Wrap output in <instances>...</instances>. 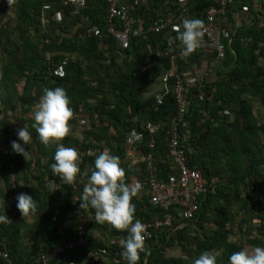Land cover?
<instances>
[{
    "label": "trees",
    "instance_id": "1",
    "mask_svg": "<svg viewBox=\"0 0 264 264\" xmlns=\"http://www.w3.org/2000/svg\"><path fill=\"white\" fill-rule=\"evenodd\" d=\"M183 1L189 9L184 19H200L204 25L207 11L219 5V0L129 3V13L141 34L131 36L124 49L109 33L107 0H90L77 16L72 15L74 7L61 0H0V176L12 199L9 209L7 203L5 207L10 221L0 223V249L8 254V259L0 256V264H10L9 260L33 264L40 255L74 243L78 237L75 210L80 208L87 178L74 181L75 190L51 170L57 142L44 145L31 127L44 88L66 90L74 111L71 124L81 126L87 117L90 127L79 137L71 134L59 142L79 151L81 169L90 168L107 149L119 157L127 184H132L133 177L143 183V192L133 199L135 216L142 223L164 218L148 194L146 163L139 167L127 163L126 140L147 123H161L156 148L143 146L142 152L154 155L160 180L174 173L163 161L168 154L170 123L178 111L177 76L184 77L195 64L214 58L199 50L179 57L174 64L156 57L159 50L176 54L182 50L178 33H154L150 27L169 13L178 17ZM56 12H62V21L55 20ZM182 20L177 21L179 25ZM220 22V28L227 27L231 35L230 40H223L226 57L211 79H198L193 86V103L186 118L190 121L198 104H204L209 113L228 111L232 118L218 116L201 131L181 127L190 165L214 181L213 187L200 196L201 209L194 219L185 220L174 211L173 227L153 232L137 264H192L204 251L218 253L217 264H228L233 252L264 247V0H233ZM90 28L99 29L101 37L87 36L85 31ZM118 28L123 30V24L118 22ZM169 40L174 41L171 47ZM64 62L66 74L61 78L54 69ZM172 67L174 76L163 83ZM155 85L163 93L162 105L157 104ZM197 94H204V100L199 101ZM17 126L27 127L31 135L30 144L24 146L30 152L28 160L11 148L17 140ZM2 148L9 149L8 155ZM73 191L78 196L76 204ZM20 193L36 200V216L22 217L16 208ZM0 202H6L2 190ZM54 205L58 206L56 221L52 220ZM82 211L94 215L91 208ZM87 228L84 244L64 251L55 264H95L90 253L103 250L108 253L105 264H116L115 255L123 251L121 241L127 232L108 223L93 222ZM175 248L183 254L172 253ZM119 264L127 261L123 258Z\"/></svg>",
    "mask_w": 264,
    "mask_h": 264
},
{
    "label": "built area",
    "instance_id": "2",
    "mask_svg": "<svg viewBox=\"0 0 264 264\" xmlns=\"http://www.w3.org/2000/svg\"><path fill=\"white\" fill-rule=\"evenodd\" d=\"M74 7L72 13L73 16L81 14V11L87 6L90 0H61ZM130 1V2H129ZM107 0L108 4V21H109V33L114 36L116 41L124 49L129 47L131 36H139L141 30L135 27V20L129 13L130 5L133 3L134 6L140 4V0ZM233 0H219V5L210 8L206 13V24L204 35L201 38L200 46L197 50L206 51L214 56L209 61V71H219L220 62L226 57L224 39H231L230 30L227 27L219 26V23L226 16V12L230 3ZM182 12L176 17L174 14L169 13L168 15L157 18L150 31L154 33H161L165 30H171L178 33L177 27L178 20H182L188 14L189 9L187 3L182 2ZM46 6L45 9H49ZM63 19L62 12L55 13V20L60 22ZM118 22L124 26L123 30L118 28ZM221 33V38H218V33ZM87 36L95 35L101 37V31L97 28H90L85 31ZM185 55L183 50L179 53H173L171 51H161L156 53L158 59H169L171 63L179 57H185L191 55ZM216 56V57H215ZM67 62L59 65L54 69V74L58 77L63 78L66 74L65 66ZM198 65L195 64L184 77L177 76L176 80V99L178 104L177 115L172 119L170 123V136L168 154L163 163L168 162L171 165V169L174 173L170 174L167 179L160 180L158 178L157 166L155 165L154 155L149 153L144 156V162L146 163L147 180H148V194L151 202L161 211L165 213L164 218L157 219L153 222H144L146 232L148 233L147 238L144 241V245L152 237L154 231H160L163 229H170L174 223V211L181 214L185 220H192L196 217L201 209L202 202L200 201L201 195H206L210 188L213 187L214 181H210L204 173L195 167L190 165L189 158L186 150L183 147V142L186 140V135L181 133V127H188L190 130V122L186 118L189 112V107L193 103L192 88L197 85L198 77L194 73L195 68ZM175 74V69H172L166 74L163 79V83H167L170 78ZM155 98L158 105H162L164 98L163 93L160 90L154 92ZM204 94H197L196 98L199 101L204 100ZM205 111V115H206ZM161 123H147L141 131L131 132L126 140V147L128 151L139 152L143 146L148 147L150 150L156 148V135L161 130ZM140 153V152H139ZM142 181L134 179L132 186L139 185L138 192H143ZM73 188L76 190V185L72 183ZM73 202L76 204L78 201L77 194L73 191L72 194ZM57 205L52 208L55 210V216L52 218L56 221L58 215ZM75 213L79 222L78 237L76 242L69 243L65 246H61L56 250L45 253L37 257L33 264H55L57 263L63 252L67 249L74 250L75 248L84 244L88 228L87 226L95 222L94 215H85L80 208H76ZM107 251L90 253L91 258L95 264H105L107 258ZM0 256L8 259V254L0 249ZM123 259V258H122ZM121 252L116 253L114 262L119 264L121 262ZM10 264H13L9 260ZM75 264V263H71Z\"/></svg>",
    "mask_w": 264,
    "mask_h": 264
},
{
    "label": "clouds",
    "instance_id": "3",
    "mask_svg": "<svg viewBox=\"0 0 264 264\" xmlns=\"http://www.w3.org/2000/svg\"><path fill=\"white\" fill-rule=\"evenodd\" d=\"M204 30L205 25L200 19L182 20L177 27L176 40L185 55L199 48ZM168 43L171 47L174 41L169 40ZM70 104L64 88H44L43 95L35 105L31 127L44 145L57 142L54 163L50 165L53 174H58L67 184L78 178L81 181L87 178L80 208H91L96 223H108L116 230L126 231L127 237L121 241V256L127 264H137L148 236L145 225L135 216L133 199L137 196L139 185L132 186L125 182L126 172L120 165L119 157L112 155L107 149L95 157L90 168L81 169L82 156L79 151L59 143L72 134L73 126L70 122L74 119V111ZM17 140L11 142L13 152L28 160L30 152L24 146L30 144L31 135L27 127L23 126L17 131ZM5 207L6 202H0V209H3L0 211V223L10 221L5 214ZM16 208L23 218L36 216L38 212L36 200L26 193H20L16 197ZM217 256L218 253L204 251L192 264H217ZM228 264H264V247L254 246L251 251L242 249L233 252L228 257Z\"/></svg>",
    "mask_w": 264,
    "mask_h": 264
},
{
    "label": "crops",
    "instance_id": "4",
    "mask_svg": "<svg viewBox=\"0 0 264 264\" xmlns=\"http://www.w3.org/2000/svg\"><path fill=\"white\" fill-rule=\"evenodd\" d=\"M236 21L239 23V18L235 17ZM235 21V22H236ZM230 28H232L233 23L230 22L229 23ZM194 73L196 74V76L199 79H203V78H210L213 76L214 72H210L209 71V61H203L201 64H198V67L195 68ZM158 85H155L154 89L157 91L158 90ZM205 105L204 104H198L197 107L194 110V113L192 115V117L190 118V125H191V129H194L196 131H201L206 125L211 124L212 122H214V120L218 119L219 117H225V118H232L231 114L226 111L224 113H218L217 111H213V113H209L206 112L207 114L205 115ZM218 114V115H217ZM231 116V117H230ZM87 118V117H86ZM81 128H88L90 127L89 124H84V122L81 121ZM77 127V126H76ZM190 129V130H191ZM77 136V134H76ZM4 151L5 155H8L9 153V149L8 148H2ZM140 152V153H139ZM139 152H133V151H128V158H127V163L132 166V167H139L140 164L144 163V154L141 151ZM14 176L11 177V181L13 183V186L15 185V182L13 181ZM134 179H137V177H133V181ZM132 181V182H133ZM4 191V198L6 199V203H7V209H9L10 204L12 202V199L10 197H8L7 191H6V183L4 181V179L0 176V192Z\"/></svg>",
    "mask_w": 264,
    "mask_h": 264
},
{
    "label": "rangeland",
    "instance_id": "5",
    "mask_svg": "<svg viewBox=\"0 0 264 264\" xmlns=\"http://www.w3.org/2000/svg\"><path fill=\"white\" fill-rule=\"evenodd\" d=\"M157 88H159V87H157ZM82 122H84V124H88L87 122H88V120H87V118H85L84 120H82ZM82 125V124H81ZM72 126H73V129H72V134H74L75 136H76V134H77V136L79 137L80 136V134L82 133V131H83V129H87V128H81V127H76V125H74V124H72ZM20 129V126H17V128H16V133H17V131ZM240 219H238L237 221H239ZM246 249H248L249 251H251V249H252V247H247ZM172 253H176L175 255H178V254H183V252H182V250L180 249V248H175L173 251H172Z\"/></svg>",
    "mask_w": 264,
    "mask_h": 264
}]
</instances>
